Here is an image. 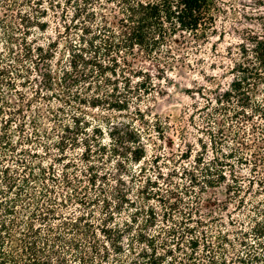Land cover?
<instances>
[{
    "label": "trees",
    "instance_id": "1",
    "mask_svg": "<svg viewBox=\"0 0 264 264\" xmlns=\"http://www.w3.org/2000/svg\"><path fill=\"white\" fill-rule=\"evenodd\" d=\"M214 9V0H0V264H264L263 17L260 35L240 37L236 61L227 51L226 87L197 91L195 145L177 150L160 183L147 179L145 205L122 180L144 172L153 138L167 139V119L141 106L163 92L174 46L213 36ZM85 109L129 120L120 135L118 123L91 126ZM216 189L240 213L232 235L200 214Z\"/></svg>",
    "mask_w": 264,
    "mask_h": 264
},
{
    "label": "rangeland",
    "instance_id": "2",
    "mask_svg": "<svg viewBox=\"0 0 264 264\" xmlns=\"http://www.w3.org/2000/svg\"><path fill=\"white\" fill-rule=\"evenodd\" d=\"M215 9L213 15L215 18V32L207 41L198 42L196 45H186L183 47L174 46L173 53L177 57L175 62L171 64L172 71H167V80L162 81L163 92L153 93L151 97L141 106L148 110L152 115H157L169 124L164 142L153 138V144H148L147 158L145 170L140 177L132 178L123 176L125 187H132V197L137 196V200L145 205L142 201L141 191L147 189V179L149 181L160 183L161 180L156 179L158 171L166 174L168 170L164 167L171 168V160L175 158L177 150L184 149L183 145H195V137L198 136L196 131L191 128L187 119L193 112L194 107H200L203 100L197 94V91L205 88L204 93L209 94V90L213 88H225L230 81L229 69L231 68V60L228 58L227 51L232 53L231 58L236 61L238 58L236 46L240 42L245 32H252L260 35V21L258 17L264 18V0H214ZM137 68L150 70L153 74L154 67L152 63L137 61ZM85 121L91 126L101 127L104 131L108 130L109 123H118L120 127L119 134L125 129L119 124H126L129 116L126 113H117L103 109H85ZM176 132V133H175ZM88 133H91L90 130ZM117 135H114L116 138ZM104 143H109L108 136H104ZM171 146V148H169ZM196 149V147H195ZM108 150V147H107ZM109 151L105 152L106 156ZM165 154L166 157L161 155ZM154 156H158L159 161L151 162ZM169 161V162H168ZM107 168L112 173H116V177L122 172H116L120 169L114 164H108ZM226 205L223 189L208 190L202 196L200 205V214L205 218H211L209 224L213 232L226 231L230 235L239 227L241 222L240 213L232 210V205H226L227 211L223 212ZM227 214V216H226ZM125 214L121 215L123 219ZM233 220L234 226H229V222ZM240 253L242 247H236ZM231 256L227 255V259Z\"/></svg>",
    "mask_w": 264,
    "mask_h": 264
}]
</instances>
